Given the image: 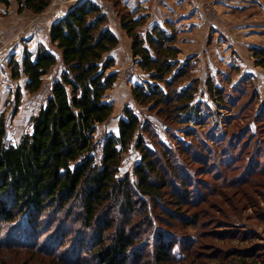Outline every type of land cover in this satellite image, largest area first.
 <instances>
[{
	"label": "rangeland",
	"instance_id": "1",
	"mask_svg": "<svg viewBox=\"0 0 264 264\" xmlns=\"http://www.w3.org/2000/svg\"><path fill=\"white\" fill-rule=\"evenodd\" d=\"M82 1L53 0L39 15L20 13L13 0L8 10H0V116L7 120V145H17L32 131V120L47 104L52 84L62 71L61 65L55 67L44 77L40 91L31 93L26 88L27 76L12 77V59L22 63L26 50L35 56L40 47L59 54L50 39V24ZM93 1L107 15V27L119 44L109 54L115 59L109 72L117 73L118 79L105 98L114 105V112L97 126L91 154L100 162L106 139L119 134L120 120L126 117V109L132 110L141 123L136 137L143 138L160 159L166 153L174 155L177 173L191 177L187 190L162 194L164 206L177 214L173 222L166 223L162 210L152 209L151 232L160 229L193 240L190 255L183 249V256L173 264H232L228 255L233 250L264 251V172L257 173L264 169V69L255 56L264 51V0ZM125 18L142 19L144 24L137 31L143 36L158 27L168 37H176L180 64L168 80L189 66L173 87L177 92L192 88V105L201 113L197 120L186 122L173 109L161 113L157 102L141 104L135 99L136 85L148 90L149 85H159L165 93L167 85L152 80L135 60L133 39L122 27ZM141 161L133 144L122 154L118 177L129 173L135 180L133 171ZM162 164L167 165V160ZM166 174L175 183L174 173L167 169ZM176 195L182 197L180 207L172 201ZM108 214L123 225L116 209ZM65 216L49 213L39 228L19 220L3 226L0 264H72L65 260L73 259L72 255L80 256L76 264H94L96 256L88 246L92 234L83 235L81 225ZM80 235L85 236V245L72 253ZM144 245L140 264H145L152 250L149 243Z\"/></svg>",
	"mask_w": 264,
	"mask_h": 264
},
{
	"label": "trees",
	"instance_id": "2",
	"mask_svg": "<svg viewBox=\"0 0 264 264\" xmlns=\"http://www.w3.org/2000/svg\"><path fill=\"white\" fill-rule=\"evenodd\" d=\"M13 1L20 13L31 11L36 15L46 12L53 3ZM0 4L10 6L12 0H0ZM107 21L97 2L84 0L51 25L50 39L59 54L40 47L35 56L26 50L22 63L12 59V77L27 76L26 88L31 93L40 91L44 77L55 67L61 65L62 71L52 84L47 104L32 120V131L23 135L17 145H7V120L0 116V233L3 226L18 220L39 228L49 213L65 214L66 220L81 225L83 235L92 234L88 246L96 256L94 264H140L145 242L152 247L145 264H173L183 256V249L190 255L193 240L160 229L151 232L152 212L162 210V220L173 222L177 214L164 206L162 194L165 190H187L191 177L177 173L174 155L166 153L160 159L143 138L136 137L141 123L129 109L119 122V134L106 139L100 162L91 154L97 126L108 121L114 112V105L105 98L118 79L117 73L109 72L115 66V59L109 54L118 46L119 39L107 27ZM143 24L142 19H122L123 29L133 39L135 60L152 80L165 83L167 91L159 85H149V90L136 85L135 99L141 104L157 102L161 113L173 109L186 122L197 120L201 113L192 105V88L177 92L173 87L189 71V66L179 69L168 80L180 64L176 37H168L158 27L143 36L137 31ZM255 56L264 69V51H257ZM133 144L142 156L133 171L135 180L129 173L118 177L122 154ZM162 160H167V165ZM167 169L174 173L175 183L167 177ZM263 172L264 169H257L258 174ZM172 201L182 206L181 196L176 195ZM111 209L118 211L123 225L119 218L110 217ZM83 235L72 253L85 245ZM233 251L228 255L234 260L232 264H264L261 248ZM71 257L65 259L67 263L79 262L80 256Z\"/></svg>",
	"mask_w": 264,
	"mask_h": 264
},
{
	"label": "crops",
	"instance_id": "3",
	"mask_svg": "<svg viewBox=\"0 0 264 264\" xmlns=\"http://www.w3.org/2000/svg\"><path fill=\"white\" fill-rule=\"evenodd\" d=\"M8 7H11V5L10 6H6V5H4V4H0V10H2V11H6V10H8ZM55 21H53L52 23H54ZM52 23L50 24V29H51V25H52ZM49 32H50V30H49ZM37 38H35V40H36ZM39 44V43H38ZM38 46H40V45H38ZM32 48H30V50H31ZM4 66H6V64H7V61H6V59H5V61H4Z\"/></svg>",
	"mask_w": 264,
	"mask_h": 264
},
{
	"label": "built area",
	"instance_id": "4",
	"mask_svg": "<svg viewBox=\"0 0 264 264\" xmlns=\"http://www.w3.org/2000/svg\"><path fill=\"white\" fill-rule=\"evenodd\" d=\"M7 142V141H6Z\"/></svg>",
	"mask_w": 264,
	"mask_h": 264
}]
</instances>
